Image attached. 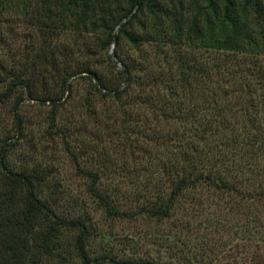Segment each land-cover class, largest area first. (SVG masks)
<instances>
[{
    "label": "trees",
    "instance_id": "trees-1",
    "mask_svg": "<svg viewBox=\"0 0 264 264\" xmlns=\"http://www.w3.org/2000/svg\"><path fill=\"white\" fill-rule=\"evenodd\" d=\"M9 1L0 0V6ZM219 3L206 0L204 9L188 19L181 11L171 15L158 0H127L121 13L106 0H30L31 23L50 43L99 12L107 29L103 49L121 37L135 48L144 42L155 48L151 55L138 51L135 57H119L122 80L113 94L99 78L100 86L94 84L103 96L126 99L130 110L145 107L143 113L122 110L121 138L132 155L141 152L151 161L134 178L125 176L112 187L103 181L105 168L77 166L106 217L163 221L178 209L195 216L204 213L207 198L218 196L221 208L264 220V0ZM142 10L154 18L167 15L169 23L164 21L154 37L134 35L126 27ZM1 39L7 44L6 37ZM36 57L19 71L0 59V85H5L0 104L17 87L27 89L28 81L48 73L44 52ZM82 72L96 76L88 68ZM66 82L63 91L69 89ZM30 96L55 103L50 94ZM14 115L19 134L17 110ZM8 140L0 150V264H70L72 254L87 264L86 220L58 215L43 193L41 175L10 166L4 150ZM73 230L72 251L63 239ZM108 258L110 264H158L145 257Z\"/></svg>",
    "mask_w": 264,
    "mask_h": 264
},
{
    "label": "rangeland",
    "instance_id": "rangeland-1",
    "mask_svg": "<svg viewBox=\"0 0 264 264\" xmlns=\"http://www.w3.org/2000/svg\"><path fill=\"white\" fill-rule=\"evenodd\" d=\"M158 1L170 9L171 15L172 10L181 11L188 19L206 5V0ZM215 1L216 5L220 4L219 0ZM106 2L120 13L128 5L127 0ZM29 5L30 0H10L6 7L0 6V36L7 38V44L3 39L0 41V59L19 71L44 52L47 68L43 69L48 73L28 81L27 89L17 87L9 100L0 104V150L3 140L9 138L4 150L10 166L41 175L43 193L58 215L86 220L89 227L87 264H110L108 257L127 256L149 258L158 264H256L264 261L263 218L256 219L253 213L225 210L218 196L207 199L204 196L207 207L203 214L195 216L192 212L183 214L180 209L173 218L163 221L139 216L135 219L105 216L103 208L96 205L88 191L89 180L77 171V166L90 170L105 168L103 181L112 187V182L118 179L134 178L132 174L139 173V167L150 165L151 161L141 152L135 151L132 155L128 150L130 145L121 138L125 127L120 115L123 109L130 110V104H125L126 99L118 101L101 95L94 84L100 86L99 78L107 86L105 90L113 94L112 89L122 80L120 59L124 54L135 57L140 51L151 55L155 48L151 42L135 48L121 37L116 45L111 43L108 50L103 49L101 41L107 29L99 12L85 24L57 35L50 43L31 23ZM169 18L164 14L154 18L142 10L126 28L137 36L154 37L162 31L164 21L169 23ZM87 68L96 76L82 72ZM64 79L69 85L65 91ZM4 87L0 85V89ZM32 93L50 94L55 103L31 98ZM16 110L21 121L19 134ZM144 110L145 107L137 104L130 111L143 113ZM133 124L136 125L134 121ZM133 158H141L140 163L132 161ZM76 234L77 230L67 232L63 239L71 250ZM70 264L82 263L72 254Z\"/></svg>",
    "mask_w": 264,
    "mask_h": 264
},
{
    "label": "built area",
    "instance_id": "built-area-1",
    "mask_svg": "<svg viewBox=\"0 0 264 264\" xmlns=\"http://www.w3.org/2000/svg\"><path fill=\"white\" fill-rule=\"evenodd\" d=\"M119 64V63H118Z\"/></svg>",
    "mask_w": 264,
    "mask_h": 264
}]
</instances>
